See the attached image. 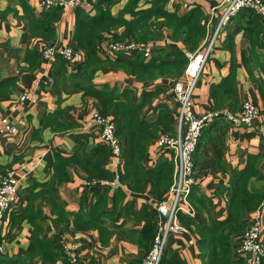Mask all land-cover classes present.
<instances>
[{
    "label": "crops",
    "instance_id": "obj_1",
    "mask_svg": "<svg viewBox=\"0 0 264 264\" xmlns=\"http://www.w3.org/2000/svg\"><path fill=\"white\" fill-rule=\"evenodd\" d=\"M39 1L27 0L28 12L21 6L20 0L0 1L2 10L10 9L4 18H0V116H9L18 129L17 133L6 134L2 139L0 174L16 170L21 177L18 205L10 216V219L14 217V222L10 224L9 221L7 228L0 222V254L10 262L16 261V264H68L64 257L51 262L30 254L35 237L34 225L17 213H22L38 195L34 198V208H39L41 238L51 240L59 236L63 246L75 245L85 262L143 264L151 244L144 240L142 232L147 224L146 217L156 227L158 218L159 200L150 189L135 193L126 184L120 183L106 187L103 194H95L85 184V172L72 165L71 181L60 183L53 180L56 185L54 201L62 208L52 209L47 194H39L43 183L52 179V166L58 154L72 156L79 151L89 156L98 144L105 143L100 137L99 126L91 121L93 113L101 112L100 104L96 98L85 93L82 80L77 75L79 69L75 72L74 65L63 58H43L42 49L46 44L41 37L31 34L30 20L44 10L39 6ZM95 1L93 0L91 7L80 6L90 16H94L97 14ZM150 1L142 0L141 6L149 7ZM220 2L221 0H168L167 8L177 11L179 15L187 14L195 6L202 8L207 16V35L199 45L201 47L212 35L221 16ZM125 3L126 0H122L115 4L112 7L113 13L121 14ZM77 12L78 6L63 8L61 18L55 22V45H71L82 50L73 41ZM252 12L237 13L221 38L216 41L194 93L193 102L197 114L204 115L213 111L214 85L223 82L231 71L237 81L240 100L234 112L239 111L245 101H252L264 113V95L261 96L258 89V85L264 80V16L259 17ZM127 17L131 18L130 14ZM259 27L261 31L253 42L250 31ZM123 29L120 28L118 32ZM164 33L165 37L151 41L154 54L173 58L172 51L184 50L187 53L199 48H187L182 41H172L169 31L165 30ZM111 40L112 35L109 33L98 38V54L102 59H114L118 53L121 58L131 59L135 56L131 51L112 53L106 48L103 50L102 45L106 46ZM82 62L78 63V68ZM122 66L106 64L97 73L94 83L116 87L118 93H128L134 102L142 99L145 90L155 91L161 86L163 90L142 108L141 118L152 122L159 118L161 110L168 109L169 123L173 130L161 127L160 135L170 134L174 129L176 134L179 104L173 95L165 94V90L174 81L169 78L139 81ZM10 77L17 79L14 87L9 86L7 79ZM26 91L32 93L35 103L31 100L20 101ZM230 106L226 109L233 111ZM56 109L63 111L60 118L72 127L65 131L41 129L43 117ZM157 140L148 144L142 159L148 169L157 168L163 158L174 163L171 153L159 148ZM263 151L264 115L256 120L254 127L249 128L235 126L224 118H211L202 131L195 153L197 184L194 187L193 203L197 212L191 219L195 223L209 224L212 219L226 218L227 200L234 175L246 166L249 154ZM258 166L264 172V158L259 161ZM105 167L114 173L111 160ZM252 184L264 190V180H254ZM96 206L99 213L93 219L103 221L105 230H109L106 241H103V230L99 226L87 230L71 228L62 232L65 224L70 223V227H73L77 218H90L91 208ZM61 209L65 212L62 221L58 220ZM248 218L250 226L256 223L264 226V201L257 210L248 213ZM200 237L194 225L170 235L163 264H209L208 258L203 256ZM236 252L241 255V261L237 264H246L239 246Z\"/></svg>",
    "mask_w": 264,
    "mask_h": 264
},
{
    "label": "trees",
    "instance_id": "obj_2",
    "mask_svg": "<svg viewBox=\"0 0 264 264\" xmlns=\"http://www.w3.org/2000/svg\"><path fill=\"white\" fill-rule=\"evenodd\" d=\"M121 1L96 0L94 5L97 14L94 16H90L85 8L78 6L77 25L73 34V41L82 49L84 59L77 75L82 80L85 93L98 100L101 112L116 118V132L123 147V162L119 169L120 183L126 184L135 193H143L150 189L154 197L161 200L173 183L174 163L168 158H163L157 168L148 169L142 163V159L148 144L161 137V127L169 131L173 130L169 123L170 113L168 109H163L157 120L149 122L141 118V110L163 88L160 86L155 91L147 89L143 92L142 99L139 102H134L128 93H118L116 87L113 88L107 84L96 85L94 78L103 66L113 64L123 65L125 71L136 76L139 81L144 82L156 78H169L175 81L183 74L189 58L184 50H177L171 52L174 54L173 58L167 55L154 54L155 51L150 58H146L142 52L133 51L135 56L131 59L121 58L120 53L114 59L109 57L102 59L98 54V38L102 34L109 33L112 35V39L116 41L150 42L165 37L164 32L167 30L172 41H182L187 48L194 46L192 48L195 49L199 47L207 35V16L200 6H195L185 15H179L177 11H170L167 8L168 0H151L149 7H142V0H126L122 13L114 14L112 7ZM20 3L23 9L28 12L27 0H20ZM9 10H2L0 7V18H4ZM62 11L63 8L58 7L43 10L39 15L33 16L29 24L32 36L41 37L46 45H53L57 37L55 22L61 18ZM241 11L252 12L251 9H242ZM129 14L131 18L127 17ZM254 14L256 13L254 12ZM256 15L263 17L259 14ZM120 28L124 29L118 32ZM260 31V27L250 31L253 42ZM7 80L10 83L9 86L14 87L17 79L10 77ZM258 89L263 96L264 80L258 85ZM239 101L237 81L231 71L223 82L214 85L213 110H224L231 105L230 107L235 111ZM62 112L61 109H56L47 113L41 122V129L52 128L58 131L70 129L72 125L60 118ZM174 131L170 134L174 135ZM111 156V148L105 143L98 144L89 156H85L79 151L72 156L58 154L52 166V179L50 182L43 183V189L39 194L41 195L43 192L47 194L52 209L54 207L62 208L59 203L54 201L53 193L56 190V185L53 180H58L60 183L71 181L70 167L72 165L78 166L85 172L86 180L92 181L100 178L114 180V173L105 167L111 160ZM263 158L264 151L259 154H249L246 166L234 175L230 197L227 200L226 218L222 220L212 219L209 224H205L195 223L190 216L180 214V219L185 227L191 225L197 227L201 235L199 244L203 256L208 258L209 264H237L241 261V255L237 254L236 248L250 227L248 213L257 210L264 201V190L252 184L254 180H264V172L258 166L259 161ZM106 187L109 186L100 184L90 186L95 194H101L103 190L106 191ZM194 190L191 194L192 201L194 200ZM36 197L38 195L34 198ZM34 198L22 213H17L34 225L35 237L30 254H35L41 260L51 262H56L63 257L66 259L64 246L59 236H55L51 240L39 236L41 230L39 219L41 217L39 208H34ZM97 208V206L91 208L90 218H77L75 226L70 227V223L65 224L62 232L71 230V228L72 230H87L93 226H99L103 230V241H106L105 237H107L106 234L109 233V230H105L103 221L93 219L95 214L99 213ZM12 217L10 224L14 222V217ZM64 217L65 212L61 209L58 212V220L62 221ZM146 223L142 232L145 237L144 240L151 242L150 250L157 233V227L152 225L147 217ZM1 254L0 264H14L16 262L4 259ZM165 255L161 264H163Z\"/></svg>",
    "mask_w": 264,
    "mask_h": 264
},
{
    "label": "built area",
    "instance_id": "obj_3",
    "mask_svg": "<svg viewBox=\"0 0 264 264\" xmlns=\"http://www.w3.org/2000/svg\"><path fill=\"white\" fill-rule=\"evenodd\" d=\"M91 7L93 0H40L39 6L44 10L53 8H75L77 6ZM220 7L222 13L217 25L210 37L198 49L187 52L189 60L180 78L175 80L170 88L165 90V94L173 95L179 104L177 115L176 134H164L157 144L164 150H168L174 160L173 183L165 196L157 203V233L152 242V246L147 252L143 264H161L165 255L170 235L177 234L184 229L180 214L190 217L196 214V207L191 199L192 191L197 184L195 174V153L200 141L204 127L211 118H224L231 124L238 127H254L256 120L264 115L263 111L252 101H245L239 111L234 112L229 109L213 110L208 114H197L194 109L193 97L216 41L221 38L223 31L227 28L233 17L242 9H251L255 13L264 16V0H221ZM116 53L122 51H139L146 58L153 55L154 49L150 42L144 41H114L111 40L102 45V49ZM42 56L45 59L53 60L63 58L66 62L74 65L75 72L78 71V63L83 61L82 50L71 45H45L42 49ZM53 80L52 78L50 79ZM36 102L32 93L26 91L21 96V102ZM91 121L99 126L101 139L109 145L112 151L111 161L114 169V180L95 179L92 181L85 179V184L108 185L120 184L119 169L121 168L122 143L116 132V121L113 115H106L102 112L92 114ZM18 129L9 116H0V146L6 134H15ZM33 164V162H32ZM21 186V177L16 170H10L0 174V222L4 227H8L11 213L18 205V192ZM2 250V247H0ZM239 249L246 258V264H263L264 260V226L261 223L251 225L241 238ZM64 251L68 264H98L96 262H85L77 247L73 244L64 245Z\"/></svg>",
    "mask_w": 264,
    "mask_h": 264
}]
</instances>
